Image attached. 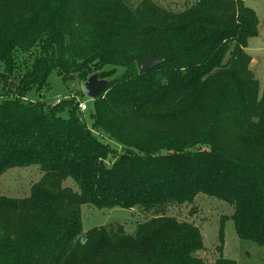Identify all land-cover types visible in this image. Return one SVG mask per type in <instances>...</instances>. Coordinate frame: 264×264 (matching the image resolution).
<instances>
[{"label": "trees", "instance_id": "1", "mask_svg": "<svg viewBox=\"0 0 264 264\" xmlns=\"http://www.w3.org/2000/svg\"><path fill=\"white\" fill-rule=\"evenodd\" d=\"M258 33L245 0H0V179L43 172L27 197L0 196V264H211L200 229L163 213L200 194L264 246V88L246 51ZM151 58L163 61L140 71ZM54 70L107 81L91 126L79 96L27 99ZM83 204L154 216L83 234ZM225 221L214 264H237L222 255Z\"/></svg>", "mask_w": 264, "mask_h": 264}, {"label": "rangeland", "instance_id": "2", "mask_svg": "<svg viewBox=\"0 0 264 264\" xmlns=\"http://www.w3.org/2000/svg\"><path fill=\"white\" fill-rule=\"evenodd\" d=\"M137 6L142 0H125ZM158 5L170 9L180 10L184 5L192 4L195 0H153ZM246 6L256 11L259 17V33L249 41L246 51L251 56V68L264 88V0H245ZM85 82L79 78H64L57 71H53L47 84L40 90L33 88L29 91L27 99L43 101L54 104L59 100L72 96H79L87 105L82 115L88 126H91V113L93 100L84 93ZM1 102V98H0ZM103 141L112 142L103 135ZM43 172L40 165L34 164L26 167H15L7 170L0 179V196L24 198L30 194L33 184L40 181ZM64 186L78 190L73 179L64 181ZM83 234L97 226L117 228L122 226L127 233H134L137 225L150 219L153 213H145L139 207L131 209L113 207L97 208L92 204H83L81 207ZM234 208L216 198L200 194L191 204L169 205L163 211L166 215L175 216L180 220L195 224L201 231L204 249L198 254L207 262L214 264L221 256L217 247L220 245V229L224 222V245L222 255L232 259L237 264H264V246L248 240H242L236 233L233 219H228Z\"/></svg>", "mask_w": 264, "mask_h": 264}, {"label": "water", "instance_id": "3", "mask_svg": "<svg viewBox=\"0 0 264 264\" xmlns=\"http://www.w3.org/2000/svg\"><path fill=\"white\" fill-rule=\"evenodd\" d=\"M162 61L161 58L142 59L138 61V67L140 71L144 72L154 68ZM107 84L106 80L99 79L97 75H92L84 84V92L92 99H96L104 92Z\"/></svg>", "mask_w": 264, "mask_h": 264}, {"label": "built area", "instance_id": "4", "mask_svg": "<svg viewBox=\"0 0 264 264\" xmlns=\"http://www.w3.org/2000/svg\"><path fill=\"white\" fill-rule=\"evenodd\" d=\"M60 101V100H59ZM58 101V102H59ZM57 103V102H56ZM79 109L81 110V111H85V110H87V105L84 103V102H80V104H79Z\"/></svg>", "mask_w": 264, "mask_h": 264}]
</instances>
